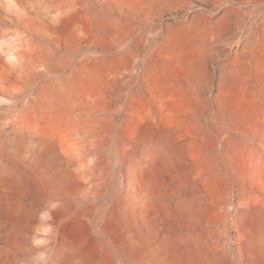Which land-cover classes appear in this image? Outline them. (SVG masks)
I'll return each instance as SVG.
<instances>
[{"label":"rangeland","instance_id":"374dc122","mask_svg":"<svg viewBox=\"0 0 264 264\" xmlns=\"http://www.w3.org/2000/svg\"><path fill=\"white\" fill-rule=\"evenodd\" d=\"M0 264H264V0H0Z\"/></svg>","mask_w":264,"mask_h":264},{"label":"bare ground","instance_id":"6f19581e","mask_svg":"<svg viewBox=\"0 0 264 264\" xmlns=\"http://www.w3.org/2000/svg\"><path fill=\"white\" fill-rule=\"evenodd\" d=\"M42 133H44V132H42ZM40 137V136H39ZM39 145L41 146V147H46V148H48L49 150L50 149H55V147H53V144H51V143H49V141L47 140H45V139H41L40 138V141H39Z\"/></svg>","mask_w":264,"mask_h":264}]
</instances>
